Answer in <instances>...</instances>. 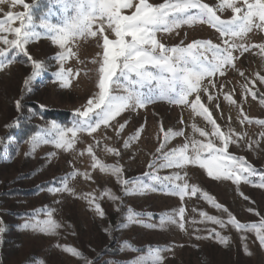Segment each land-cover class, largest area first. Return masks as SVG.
Returning <instances> with one entry per match:
<instances>
[{"label":"rangeland","instance_id":"rangeland-1","mask_svg":"<svg viewBox=\"0 0 264 264\" xmlns=\"http://www.w3.org/2000/svg\"><path fill=\"white\" fill-rule=\"evenodd\" d=\"M24 2L30 6L33 27L40 33L29 41L27 51L33 59L41 61L47 70L31 83L28 90L24 80L31 74V62L26 56L17 55L12 64L0 69V129H4L18 114L15 106L18 99L21 103L35 100L43 106L70 110L76 114V110H83L88 99L98 91V65L92 61L98 60L97 54L102 53L99 46L102 40L78 37L66 45L75 55H70L64 62V68L71 69L72 74L68 86H61L55 76L60 68L55 56L62 49L52 43L51 34L41 27L40 22L46 20L62 24L63 6L57 0ZM149 2L159 4L163 0ZM203 2L216 7L220 0ZM40 6L43 7L42 15L36 18L35 9ZM9 11L23 13L26 9L23 4L13 5L11 0H5L0 3V20L7 19ZM124 11L131 14L134 9ZM72 14L70 10L68 15ZM217 15L221 19H230L233 13L225 8L217 11ZM11 24L19 27L20 21L13 20ZM97 27L93 25L94 29ZM105 34L115 38L110 31ZM0 35L14 38L13 33L0 32ZM157 38L167 47L186 46L197 39L210 40L224 47L216 29L199 20L182 25L171 33H158ZM234 42L249 46V50L241 52L233 49L236 59L232 65L226 66L224 75L217 73L205 77L200 83L199 92L188 97L189 103L157 99L145 108L126 110L109 126L101 125L94 133L78 132L70 149L57 148L54 143H41L33 149L27 142L18 148V156L1 164L0 228L4 230L0 232V264H98L105 260H96L95 256L109 244L110 225L115 226L117 242L121 247V254L116 258L107 257L113 264H137L138 261L139 264H153L152 252L157 248L161 250V264H264V247L260 246L255 231L237 229L228 223L230 213L242 224L255 223L259 226L264 219V188L259 187L260 179L253 182L255 176H252L249 181L242 179L239 183L216 179L199 164H188L181 169L158 168L156 174L163 177L179 172L189 186L195 185L199 189L196 196L189 194L181 200L158 184L154 192L125 195L122 185L111 171L101 172L98 167H92V156L87 151L92 146L96 158L104 164L119 166L125 179L140 178L138 182L155 183L150 175L144 174L153 171L149 165L162 152L187 144V153L193 155V141L207 143L211 140L218 146L221 143L212 135V125L191 107V102L199 94L201 103L209 109L220 130L226 134L230 132L233 140H237V143L229 144L228 152L243 157L256 168L258 174L264 172V125L257 123L264 120V103L261 102L264 100V81L260 79L264 77V51L257 46L264 44V29L254 27L243 38H235ZM0 47L6 45L0 41ZM204 55L212 59L211 52ZM179 87L177 84V89ZM246 88L250 91L246 92ZM228 95L232 98L231 102L225 99ZM209 96L213 98L209 100ZM121 124H124V128L119 130ZM50 126L51 122L42 124V128ZM197 129H202L208 135H201ZM168 130L182 134L166 139ZM67 135L71 137V133ZM125 141H128L127 145ZM113 148L116 152L108 150ZM28 171L31 177L15 181L17 174ZM85 172L90 174L91 179L84 176ZM50 178L53 179L50 187H63L66 184L70 191L54 193L49 192L50 187H45L44 193L32 198L1 195L3 189L14 186L28 188ZM203 193L223 207L216 208L204 198ZM111 195L120 199L113 200ZM93 197L95 202L101 204L104 217L96 211L95 203H90ZM180 207L185 208L183 229L179 227L178 214L175 215L177 223L168 220V216L178 213ZM224 208L228 211L225 212ZM13 211L23 215H13ZM130 211L140 213L139 219L143 220V224L129 222L127 215ZM28 212L32 215H26ZM49 213L57 225L52 231L20 227L25 222L34 225L36 221L47 220ZM201 213L224 220V226L207 220ZM119 218L123 222L121 226ZM149 224L156 227L147 226ZM217 233L228 237L227 243H221ZM68 249H75L80 255H74Z\"/></svg>","mask_w":264,"mask_h":264},{"label":"snow or ice","instance_id":"snow-or-ice-1","mask_svg":"<svg viewBox=\"0 0 264 264\" xmlns=\"http://www.w3.org/2000/svg\"><path fill=\"white\" fill-rule=\"evenodd\" d=\"M4 2L5 0H0V3ZM11 2L13 5L23 4L26 11L23 13L9 11L6 14L7 19L0 20V32L14 34L13 39H9L7 35H0V41L6 45V47H0V69L12 64L17 55L26 56L31 62V74L24 80V84L30 90L31 83L47 70L41 61L29 55L26 48L29 41L38 37L40 33L33 27L34 20L30 14V6L24 0H11ZM57 2L63 6V23L55 24L46 20L40 22L41 27L51 34L52 43L59 45L62 49L55 56L60 64L59 70L55 72L56 79L61 86L66 87L69 84L72 70L65 69L64 62L70 55H75L70 48L66 47L70 41L78 37L98 38L102 40L99 44L102 53L97 54L98 60L92 61L93 64L98 65V91L88 99L83 110H76L77 120L72 127L63 128L56 122H52L49 128H42L31 135L28 142L33 149L41 143H54L57 148L70 149L73 147L78 132L94 133L101 125L109 126L111 121L126 110L145 108L157 99H168L178 104L189 103L188 97L192 93L199 92L200 83L205 77H212L217 73L224 75L226 66L232 65L236 59L233 56V49H239L241 52L249 50V46L235 43V38H243L254 27L264 29V0H242V3L240 0H220L216 7L204 3L203 0H163L159 4L150 3L149 0H138L135 3L134 0H57ZM225 8L232 10L233 15L230 19H221L217 15V11ZM130 9L134 11L126 14L124 10ZM70 10L72 15H68ZM13 20L20 21L19 27L12 26L11 21ZM197 20L210 24L216 29L223 39V48L219 44H213L210 40L200 39L193 40L186 46L167 47L157 38L158 33H171L174 29L182 25L193 24ZM93 25H98V27L94 29ZM106 31L114 33L115 38H110L108 34H105ZM257 46L264 51V44ZM205 52L212 53L211 60L204 55ZM260 79L264 81V77ZM177 84L180 85L179 89H177ZM204 90L207 91V89ZM245 91L250 90L246 88ZM252 95L255 96L256 93L253 92ZM212 98L209 96V100ZM225 99L232 101L230 95ZM261 102L264 103V100ZM15 106L17 110L21 108L19 99L15 101ZM191 107L194 112L203 116L212 125V135L220 140L219 146L211 140L207 143L193 141V155L187 153V144L179 149L162 152L149 165L153 171L144 174L145 176L150 175L151 181L155 183L138 182L140 178L135 180L123 178L122 169L119 166L102 163L96 158L92 146H89L87 151L92 156V167H98L101 172L111 171L122 185L125 195L154 192L157 190L155 185L158 184L179 196L181 200L189 194L196 196L199 189L195 185L189 186L179 172L163 177L156 174L158 168L181 169L188 164H199L207 170L209 176H214L216 179L234 180L236 183L242 179L249 181L250 177L259 175V187L264 188V172L258 174L256 168L243 157L228 152L229 144L237 143V140H233L230 132L226 134L220 130L209 109L201 103L199 94L191 102ZM257 123L264 125V120H259ZM18 126V120L5 125L6 128ZM123 128L124 124H121L119 130ZM197 130L203 136L208 135L202 129ZM68 133H71V137L67 135ZM181 134V132L174 133L168 130L165 138ZM127 143L128 141H125V145ZM108 150L116 152L114 148ZM157 151L161 150L157 149ZM205 153L207 155H204ZM84 176L91 179L88 172H85ZM181 180H183L182 183H177ZM61 183H63V178ZM169 185H171L170 188ZM61 191H70V189L66 184H63V187L49 188V192L59 193ZM87 196H92V194H87ZM203 196L216 208L223 207L207 193H203ZM111 199L119 200L120 197L111 195ZM90 203H95V209L101 217L105 216L101 204L95 202V197ZM224 211L228 210L224 208ZM184 213L185 208L180 207L178 213L168 216V220L171 223H177L175 215L178 214L179 227L183 229L185 227ZM140 215V213L130 211L127 220L143 224V220L139 219ZM201 215L215 224L221 226L225 224L224 220L216 216H209L206 213H201ZM48 216L47 220L36 221L34 225L25 222L20 227L52 231L57 225L51 219V213ZM228 223L237 229L255 231L260 246L264 247V219L261 220L259 226L255 223L242 224L229 213ZM147 226L156 227L155 224ZM3 230L0 228V232ZM216 235L221 243H227L228 237L219 236V233ZM68 250L74 255H80L75 249ZM245 251L247 252L246 245ZM160 252L159 248L152 252L153 264H161L163 258ZM247 254L250 255V253ZM108 264H113V262L109 261Z\"/></svg>","mask_w":264,"mask_h":264},{"label":"trees","instance_id":"trees-1","mask_svg":"<svg viewBox=\"0 0 264 264\" xmlns=\"http://www.w3.org/2000/svg\"><path fill=\"white\" fill-rule=\"evenodd\" d=\"M42 6L35 9L34 16H36V18L41 17L43 10ZM18 60H20V58ZM38 119L41 122H39ZM16 120L19 121L18 127H14V128L5 127L4 129H0V131L4 130L3 132L0 133V165L6 163V161L13 159L15 156H18L19 155L18 148L24 146L29 141V137L42 128V124L49 122L51 123L56 122L57 124L61 125V127L63 128H70L73 126V123L77 120V116L74 112H71L70 110L68 111L58 108H49L33 100V101L21 103V108L18 110V114L17 115L15 114L13 118L8 122V124L14 123ZM29 177H31L30 172L24 174H22L21 172L16 175L15 181L28 179ZM259 179H260L259 175H256L255 178H252V181L256 182V180ZM52 181L53 179L50 178L45 182H40L39 184L30 186L28 188L14 186L10 189H3L1 191V195L4 196L10 195L13 197H24V198L37 197L39 196V194L44 193V191L46 190L45 187L46 188L50 187ZM12 214L16 216L23 215L19 211H13ZM26 215L31 216L32 214L28 212L26 213ZM119 223H120L119 226L123 224L120 218H119ZM108 234H109V244L102 247V249L99 250L100 252L97 253L95 256L96 260L105 258V260H103L98 264H108V262L111 260H108L107 257L114 256L111 258L113 259L116 258L117 255L121 254V247L120 244L117 242L118 236L115 234L114 225H110L108 227Z\"/></svg>","mask_w":264,"mask_h":264}]
</instances>
